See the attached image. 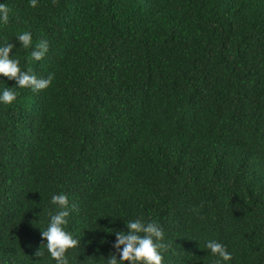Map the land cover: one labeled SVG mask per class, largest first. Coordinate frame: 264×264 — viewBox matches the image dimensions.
Returning <instances> with one entry per match:
<instances>
[{
  "label": "trees",
  "instance_id": "trees-1",
  "mask_svg": "<svg viewBox=\"0 0 264 264\" xmlns=\"http://www.w3.org/2000/svg\"><path fill=\"white\" fill-rule=\"evenodd\" d=\"M2 2L0 44L52 82L0 104V264H54L35 252L60 193L72 264H103L137 217L163 229L164 264H213V239L264 264V0Z\"/></svg>",
  "mask_w": 264,
  "mask_h": 264
},
{
  "label": "clouds",
  "instance_id": "clouds-1",
  "mask_svg": "<svg viewBox=\"0 0 264 264\" xmlns=\"http://www.w3.org/2000/svg\"><path fill=\"white\" fill-rule=\"evenodd\" d=\"M39 0H29L31 7H36ZM10 9L0 0V25H6L9 21ZM16 38L20 46L25 50L30 49L29 60L40 61L48 50L47 41H39L33 46V38L30 31L20 32ZM16 46L12 43L0 44V76L15 81V87L4 86L0 88V104L12 105L18 96V89L30 88L33 92L46 89L52 82V77H38L25 70L21 66V57L17 51L10 55ZM50 205L53 209L48 212L47 225L41 230L44 239L43 248L35 252V256L44 260L50 259L54 264H72V253L81 241L66 229L68 217L73 205H70L67 195L52 194ZM126 230H115L112 233L115 240L112 243L114 252L103 259V264H164V252L168 245L164 243V232L155 221H145L137 217L124 221ZM205 247L215 260L213 264H230L233 253L227 245L217 240H208ZM47 253V256H46ZM118 254V255H117Z\"/></svg>",
  "mask_w": 264,
  "mask_h": 264
}]
</instances>
